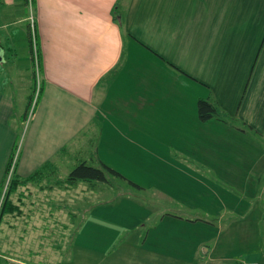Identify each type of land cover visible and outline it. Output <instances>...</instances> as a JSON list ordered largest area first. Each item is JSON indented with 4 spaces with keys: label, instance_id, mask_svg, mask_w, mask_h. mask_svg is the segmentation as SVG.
<instances>
[{
    "label": "crops",
    "instance_id": "obj_1",
    "mask_svg": "<svg viewBox=\"0 0 264 264\" xmlns=\"http://www.w3.org/2000/svg\"><path fill=\"white\" fill-rule=\"evenodd\" d=\"M31 6L40 92L29 115L28 1L0 0V188L14 152L13 174L41 169L20 185L28 192L71 157L106 163L139 186L117 177L132 195L89 206L70 241L83 264H264L259 251L233 258L219 244L228 224L264 232V0ZM199 98L215 106L211 118H199ZM141 166L169 178L143 183L131 170ZM145 190L148 206L134 197ZM200 190L211 202L201 214L187 193Z\"/></svg>",
    "mask_w": 264,
    "mask_h": 264
},
{
    "label": "rangeland",
    "instance_id": "obj_2",
    "mask_svg": "<svg viewBox=\"0 0 264 264\" xmlns=\"http://www.w3.org/2000/svg\"><path fill=\"white\" fill-rule=\"evenodd\" d=\"M31 13L33 15L32 9ZM91 145L95 147L100 144ZM79 150H84V148ZM104 153L116 156L107 148ZM76 159L71 157V163L73 161V164H71L69 170L67 172L63 170L64 174H60V176H57V174L55 177L58 179L52 177L56 179L55 182L46 181L43 190L34 188L28 192L20 186L10 195L11 201L17 206V210L12 213H6L3 216L0 215V264H83L84 251L77 250L70 241L79 228L85 214L89 211V206L98 202L97 200L110 199L109 201H112L119 199L123 195H132V192L131 190H126L125 186L123 188L124 182L113 176H109V185L101 184L100 182L89 183L82 180L76 181L74 185H69L66 183L65 177L80 161ZM111 160L113 161V158ZM15 161L16 155L14 152L8 165L6 179L0 188V212L9 178L13 175ZM12 162L13 166L10 169ZM86 162L99 165V163L88 160ZM121 162L124 161L121 160ZM136 163L145 165L143 159L137 160ZM131 170L134 173V177L143 183L154 181L159 184L164 178H169V176L151 174L150 172H154L153 170L142 166L139 169ZM190 186L192 185H188V187ZM101 188L104 191L101 192ZM149 193L145 190L143 196L134 195V197H137L138 201L148 206ZM187 193L190 196L189 200L198 206L195 211L201 214L204 207H206V210L209 209L211 202H208L209 199L204 197L203 191H188ZM27 195L30 197L28 198L29 201L25 202V205L15 203V200L22 199L21 196L26 197ZM228 225L226 231L219 237V244H221L222 248H225L223 242L229 243L231 248L228 246L227 248L232 250L231 257L250 256L252 253L259 251V254L264 259V249L259 248L260 243L264 241V232L263 228L261 231L260 224H256V228L255 224H251L250 228L253 231L250 233L249 224L245 228V223H237L235 224V235L233 232L228 231ZM230 235H234V238Z\"/></svg>",
    "mask_w": 264,
    "mask_h": 264
},
{
    "label": "trees",
    "instance_id": "obj_3",
    "mask_svg": "<svg viewBox=\"0 0 264 264\" xmlns=\"http://www.w3.org/2000/svg\"><path fill=\"white\" fill-rule=\"evenodd\" d=\"M31 39V49L33 54V41L30 34ZM36 45L37 55L39 57L38 45L36 40L34 41ZM34 68V66H33ZM35 72V71H34ZM35 76V73H34ZM35 83V81H34ZM34 88V85H33ZM33 91V90H32ZM32 96V93H31ZM31 99V98H30ZM197 111L198 116L201 120H206L211 118L215 112V106L207 99V98H199L197 100ZM41 176V169L34 171L32 174L26 177H19L16 174H13L9 178V183L7 187V191L5 193L2 209L0 215L3 216L6 213H12L17 210V206L13 204L11 201L10 195L15 192L20 185L26 184L28 181L36 180ZM109 176H115L118 178H122L128 181V183L139 186L137 183L133 182L131 179L120 174L115 168L107 165L106 163H100L99 165H95L92 163L86 162V160H80L67 174L65 177L66 183L69 185H74L76 181L82 180L89 183H110Z\"/></svg>",
    "mask_w": 264,
    "mask_h": 264
},
{
    "label": "built area",
    "instance_id": "obj_4",
    "mask_svg": "<svg viewBox=\"0 0 264 264\" xmlns=\"http://www.w3.org/2000/svg\"><path fill=\"white\" fill-rule=\"evenodd\" d=\"M28 1V9H29V15H28V22H29V26H30V34L32 37V41H33V54H32V59H33V66H34V71H35V83H34V88L32 91V96L30 99V103H29V108H28V114L30 115L32 112V109L37 101V98L39 96V92H40V79L38 77V72H39V60H38V55H37V50H36V45L34 43L35 41V20H34V16L31 13V1L32 0H27ZM14 161V160H13ZM13 166V162L11 165L12 169ZM234 264H259V261L257 260H252V259H237L235 260Z\"/></svg>",
    "mask_w": 264,
    "mask_h": 264
},
{
    "label": "water",
    "instance_id": "obj_5",
    "mask_svg": "<svg viewBox=\"0 0 264 264\" xmlns=\"http://www.w3.org/2000/svg\"><path fill=\"white\" fill-rule=\"evenodd\" d=\"M2 60V49L0 48V61Z\"/></svg>",
    "mask_w": 264,
    "mask_h": 264
}]
</instances>
